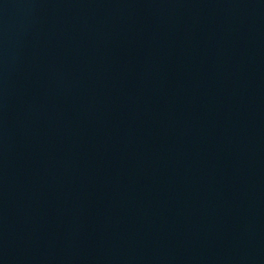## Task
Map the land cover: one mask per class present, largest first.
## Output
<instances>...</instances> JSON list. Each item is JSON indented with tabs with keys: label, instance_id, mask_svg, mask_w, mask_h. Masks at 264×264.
Returning a JSON list of instances; mask_svg holds the SVG:
<instances>
[{
	"label": "water",
	"instance_id": "1",
	"mask_svg": "<svg viewBox=\"0 0 264 264\" xmlns=\"http://www.w3.org/2000/svg\"><path fill=\"white\" fill-rule=\"evenodd\" d=\"M0 264H264V0H0Z\"/></svg>",
	"mask_w": 264,
	"mask_h": 264
}]
</instances>
